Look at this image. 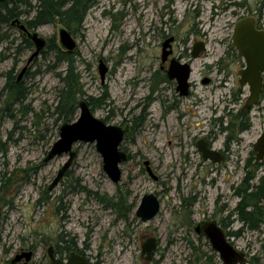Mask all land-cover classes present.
Listing matches in <instances>:
<instances>
[{
  "label": "rangeland",
  "instance_id": "1",
  "mask_svg": "<svg viewBox=\"0 0 264 264\" xmlns=\"http://www.w3.org/2000/svg\"><path fill=\"white\" fill-rule=\"evenodd\" d=\"M253 16L264 23V0H99L82 30L73 35L78 44L75 67L85 93L81 101L91 103L90 98L105 94L107 106L92 110L89 105L95 117L122 127L135 123L134 137L122 145L130 158L121 166V182L114 184L95 143H78L72 167L51 192L49 186L68 161L63 155L44 162L63 125L55 107L62 87L59 74L67 64L56 66V54L47 48L28 64L36 48L20 26L38 33L47 44L54 39L59 45L61 25L31 30L21 18L3 26L0 94L8 73L18 79L25 67L23 85L29 94L24 107L15 105L14 117L1 122L0 264H10L16 254L31 248L35 255L30 264H49L47 250L63 235L74 239L92 264H146L141 257L145 236L159 240L153 264H222L209 241L193 230L195 223L218 216L222 209L219 217H229L235 233L229 241L245 254L246 264H264V224L250 230L235 212L240 202L235 192L244 190L247 174L254 176L252 186L264 178V166L256 167L252 155L264 130V93L249 115H240L249 89L240 85L238 72L245 62L238 60L232 46L235 24ZM171 37L175 56L192 62L194 87L187 97L162 81V44ZM197 42L205 43L206 51L193 59ZM100 61L108 68L105 83L98 71ZM204 76L212 78L213 85H203ZM6 98L1 96V109ZM220 119L224 127H233L220 132ZM250 120L253 128L238 134L225 162L202 159L196 149L200 138L214 131L215 147H223L236 126ZM146 161L157 182L147 174ZM151 193L160 199L161 211L143 223L135 213ZM120 197L132 208L120 211L105 200L114 203Z\"/></svg>",
  "mask_w": 264,
  "mask_h": 264
},
{
  "label": "water",
  "instance_id": "2",
  "mask_svg": "<svg viewBox=\"0 0 264 264\" xmlns=\"http://www.w3.org/2000/svg\"><path fill=\"white\" fill-rule=\"evenodd\" d=\"M17 20L13 24H17ZM28 38L35 45L36 51L29 59L30 64L37 58L47 46V41L39 37L38 33L30 32L25 26H20ZM59 47L61 50L73 54L78 50V44L71 32L65 27L59 28ZM233 46L238 51L239 57H243L246 61V68L240 71L241 86L249 87V97L245 104V110H249L256 106L261 101V96L264 90V31L256 30V19L248 17L239 20L233 33ZM174 41L171 37L166 40L163 45V61L167 59L170 52L167 51L170 43ZM205 51L203 43L197 42L193 46L192 57L198 58ZM178 64V65H177ZM177 65V66H176ZM28 67H25L19 75V80L26 74ZM98 71L102 83H105L108 68L103 61H100ZM191 68L188 64H176L173 62L168 75L170 79H177V91L181 96L188 95L189 78ZM133 131L129 126L121 127L109 125L105 121L94 116L89 103L81 101L79 103V116L72 123H65L60 128L59 139L54 143L47 154L44 162L48 163L63 155L68 156V161L58 171L55 179L49 186L48 190L53 191L65 175L72 167L76 159L77 153L74 151V146L78 143L94 144L97 152L103 159V170L114 184H119L123 177L121 166L128 161V155L121 150V145L126 137H132ZM198 149L202 153L205 161L213 163H222L225 157L218 151L210 150L204 144L198 143ZM254 150L257 153V161L264 160V132L259 137L254 145ZM144 165L147 168L149 177L154 181H158V177L153 172L150 162L146 161ZM161 211L160 199L155 194H146L136 210V217L141 222L146 223L158 216ZM195 230L199 236L206 237L212 245L213 251L216 252L223 264H246L245 254L238 251L228 240L223 229L216 222H212L203 226L198 224ZM158 240L151 238L142 245V256L146 261H152L156 250L158 249ZM51 264H91L87 258L73 252L64 261L54 256L52 247L48 249ZM33 257L32 252H24L17 255L13 259V264L20 262L23 258L28 264Z\"/></svg>",
  "mask_w": 264,
  "mask_h": 264
},
{
  "label": "trees",
  "instance_id": "3",
  "mask_svg": "<svg viewBox=\"0 0 264 264\" xmlns=\"http://www.w3.org/2000/svg\"><path fill=\"white\" fill-rule=\"evenodd\" d=\"M99 0H0V44L2 42V27L13 25L17 20L25 18L27 27L31 30L48 25V24H60L68 29L72 35L78 34L85 22V19L89 11L94 8ZM29 46L31 42L25 40ZM46 48L55 52L57 60L56 66L62 63L67 64L65 73L59 74L62 87L58 91V104L55 107V114L57 120L62 124L72 123L76 120L77 111L79 108V102L85 95L81 83L80 75L75 67V55L67 53L60 49L59 45L54 39H51ZM28 75V74H27ZM3 94L6 95V101L4 108L0 107V124L2 120L6 118H13V107L20 105L24 107L25 101L28 99V89L24 87L23 80L18 82L10 71L7 75V83L4 87ZM2 94V95H3ZM0 94V99L1 96ZM91 103L89 105L92 110L95 107L102 108L107 106L108 97L104 94L99 99H89ZM1 126V125H0ZM133 128L136 130L134 123ZM230 142V139H229ZM3 144L0 139V149ZM259 165H256L258 167ZM254 180V176L247 174L244 179V190H237L235 192L237 197L241 200L237 205L236 214L239 220L250 230H259L261 225L264 224V178H262L260 184L250 185V182ZM104 200V198H102ZM109 205L124 209L127 207V200L124 197H120L117 202L108 200ZM104 200V201H105ZM129 208H132L130 205ZM62 241L63 249L70 253L76 251L82 256L83 250L77 249V244L73 239L66 240L61 236L59 237L58 244ZM154 264H158L155 262Z\"/></svg>",
  "mask_w": 264,
  "mask_h": 264
},
{
  "label": "flooded vegetation",
  "instance_id": "4",
  "mask_svg": "<svg viewBox=\"0 0 264 264\" xmlns=\"http://www.w3.org/2000/svg\"><path fill=\"white\" fill-rule=\"evenodd\" d=\"M253 18H255L256 19V30H258V31H264V23H262L261 22V20H260V18H256L255 16H253ZM244 19V18H243ZM236 25V24H235ZM234 29H235V26H234ZM234 33V32H233ZM27 37H28V35H26ZM233 37V36H232ZM174 38V37H173ZM169 39V38H168ZM166 42V40L163 42V44H162V56H161V64H160V72H161V74H162V81H164L165 83H172L173 84V86L175 87V89H176V92L179 94V96L180 97H187V96H189L191 93H192V90H193V87H194V83L191 81V75H192V66H191V64H192V62H191V60H188V59H186V57L185 56H175V51H174V45H175V43H176V41H175V39H174V41L173 42H171L170 43V45H169V47L167 48V51H169L170 52V55L167 57V59L165 60V61H163V45H164V43ZM204 44V47H206L205 46V43H203ZM232 46H233V39H232ZM233 48L235 49V47L233 46ZM236 50V49H235ZM192 51H193V47H192ZM205 51H206V48H205ZM205 51H203L202 53H204ZM237 51V50H236ZM202 53L199 55V57L198 58H200V56L202 55ZM191 57H192V52H191ZM236 57L238 58V60H243L244 62H245V67L244 68H242V69H240L239 70V72H238V74L240 73V71H242V70H244L245 68H246V61H245V59L242 57H239V54H238V51H237V55H236ZM193 58V57H192ZM194 59V58H193ZM197 59V58H196ZM175 63L176 64V62L177 63H180V64H188L189 66H190V68H191V72H190V78H189V81H188V83H189V88H188V95H186V96H181L180 95V93L177 91V86H178V82H177V79L176 78H174L173 80L172 79H170L169 78V75H168V72H169V69H170V67H171V65H172V63ZM178 65V64H177ZM176 65V66H177ZM223 71H224V69H223ZM27 73V72H26ZM240 76V75H239ZM23 77H25V75L23 76ZM22 80H24V78H22L21 80H19V78L17 79V81L18 82H20V81H22ZM225 82H226V80H224ZM240 81V80H239ZM202 83H203V85H213V79L212 78H210V77H206V76H204V79H203V81H202ZM241 85V84H240ZM242 87H248L247 85L246 86H242ZM248 89H249V87H248ZM263 93H264V90H263ZM262 96H263V94H262ZM262 96H261V100H262ZM249 97V96H248ZM248 97H247V99H248ZM247 99H246V102H247ZM261 102V101H260ZM259 102V103H260ZM258 103V104H259ZM246 104V103H245ZM257 104V105H258ZM256 105V106H257ZM255 107V106H254ZM254 107H252L251 109H249V110H245V105H244V107L241 109V111H239V113H240V115L241 116H247V115H249L250 113H251V111L254 109ZM223 119H220V120H218V121H221V128H220V132L221 131H223V133L225 132H228L229 130H230V127H233V125H230V124H228V126L227 127H224L223 126V121H222ZM1 125V124H0ZM126 126H129L130 127V129L133 131V136L132 137H126L125 138V140L126 139H128V138H133L134 137V135H135V129L133 128V126H131V125H126ZM125 126V127H126ZM122 127V126H121ZM253 128V126H252V122H251V120L249 121V122H246L245 124L244 123H241L240 124V126L237 128V126H236V131H235V133H237L236 134V136H235V133H234V135H228V142L226 143V144H224V146L223 147H219V148H216L215 147V145H216V137H217V135H216V133L213 131V132H210V133H208V134H205L202 138H200L197 142H196V149H197V151L201 154V157H202V153L200 152V150L198 149V143L200 142L201 143V145L202 144H204L205 145V147H207L208 149H210V150H215V151H218L219 153H221V155L223 156V157H225V160H224V162L226 161V159H228V157H229V155H230V153L232 152V149L230 148V145L232 144V143H234L235 141L236 142H238L239 141V139H238V134H242L243 132H246V131H248V130H250V129H252ZM0 129H1V126H0ZM263 132H264V130H263ZM262 132V133H263ZM262 133H261V135H262ZM260 135V136H261ZM259 136V137H260ZM259 137H258V139H259ZM229 139H230V142H229ZM257 139V140H258ZM125 140H124V142H125ZM123 142V143H124ZM123 143H122V145H123ZM256 143V142H255ZM255 143H254V145H255ZM122 145H121V150L122 151H125L126 152V150H124L123 148H122ZM254 145H253V151H252V155H254L255 156V166L256 165H259L258 166V168H260V167H263L264 166V160L263 161H260V162H258L257 161V153H256V151L254 150ZM0 153H1V149H0ZM127 153V152H126ZM127 155H128V161H129V158H130V155L127 153ZM202 159H203V157H202ZM204 160V159H203ZM205 161V160H204ZM207 162H212V161H207ZM213 163V162H212ZM223 163V162H222ZM214 164H218V163H214ZM219 164H221V163H219ZM145 166V165H144ZM145 169H146V172H147V168H146V166H145ZM153 170V169H152ZM154 172V171H153ZM147 174H148V172H147ZM66 176V175H65ZM4 178H5V180L7 179V174H6V176L4 175ZM3 178V179H4ZM151 178V177H150ZM159 180V179H158ZM53 182V181H52ZM156 182V181H155ZM239 199L241 200V198L239 197ZM0 201H1V178H0ZM225 207V206H224ZM223 207V208H224ZM2 211H3V209H2V207H1V204H0V219H1V215H2ZM224 213V211H223V209L221 210V212L219 213V215L221 216L222 214ZM136 214V213H135ZM219 215L218 216H216V215H214V216H212L211 218H204V219H202V220H200L199 222H197V223H195L194 225H193V230H194V232H195V234H196V236L198 237V238H205L206 239V237H204V236H199L198 234H197V232H196V230H195V227L198 225V224H201L202 225V228H203V226H205L206 224H209V223H212V222H216L217 223V225L221 228V229H223L224 230V232H225V234H226V236L228 237V240H229V237H231V236H234V232H231V230H230V228H229V226H230V224H231V219H229V217L227 218L226 216L225 217H219ZM137 218V217H136ZM239 222H241L239 219H237ZM1 222V221H0ZM242 223V222H241ZM0 233H1V224H0ZM64 238V239H66V237L63 235V236H61V238ZM151 238H156V237H151V236H145L143 239H144V241H143V243H142V245L146 242V241H148L149 239H151ZM157 239V238H156ZM67 240V239H66ZM74 240V239H73ZM158 240V239H157ZM207 240V239H206ZM207 241H209V240H207ZM75 242V241H74ZM230 242V241H229ZM231 243V242H230ZM77 244V243H76ZM158 244H159V240H158ZM209 244H210V242H209ZM232 244V243H231ZM142 245H141V257L146 261V259H145V257H143L142 256ZM211 245V244H210ZM233 245V244H232ZM50 247H52L53 248V250H54V256L56 257V258H59V259H62V260H66L67 259V257L71 254V253H73V252H75V253H77V254H79L78 252H76V251H72V252H70V253H68V252H66V250H65V248L63 249V244H62V241L60 240V242H59V244H58V242H57V245L56 246H53V245H51ZM49 247V248H50ZM48 248V249H49ZM158 248H159V245H158ZM211 248H212V245H211ZM79 250V249H78ZM158 250V249H157ZM157 250H156V252H155V254L157 253ZM212 250H213V248H212ZM24 252H32L33 253V257H32V259H31V261L34 259V255H35V252L33 251V248H31L30 250H28V251H25V250H22L20 253H18V254H16V256L17 255H20V254H22V253H24ZM64 254L66 255V256H64ZM79 255H81V254H79ZM15 256V257H16ZM47 256H48V259H49V264H51V261H50V257H49V255H48V250H47ZM82 256V255H81ZM14 257V258H15ZM83 257H85V258H87L86 256H83ZM154 257H155V255H154ZM154 257H153V259H154ZM13 258V259H14ZM13 259L11 260V262H10V264H13L12 262H13ZM88 259V258H87ZM153 259H152V261H150V262H148V261H146V264H153ZM30 261V262H31ZM88 261L90 262V260L88 259ZM30 262L28 263V264H30ZM222 262V261H221ZM91 263V262H90ZM16 264H26V260L23 258L20 262H18V263H16ZM92 264V263H91ZM223 264V263H222Z\"/></svg>",
  "mask_w": 264,
  "mask_h": 264
},
{
  "label": "bare ground",
  "instance_id": "5",
  "mask_svg": "<svg viewBox=\"0 0 264 264\" xmlns=\"http://www.w3.org/2000/svg\"><path fill=\"white\" fill-rule=\"evenodd\" d=\"M193 68H194V65H193Z\"/></svg>",
  "mask_w": 264,
  "mask_h": 264
}]
</instances>
